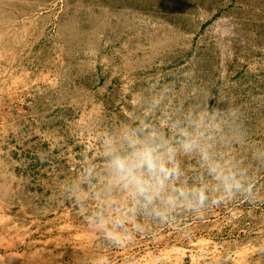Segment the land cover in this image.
Masks as SVG:
<instances>
[{
	"label": "rangeland",
	"instance_id": "obj_1",
	"mask_svg": "<svg viewBox=\"0 0 264 264\" xmlns=\"http://www.w3.org/2000/svg\"><path fill=\"white\" fill-rule=\"evenodd\" d=\"M190 71L264 143V0H0V264H264V199L113 248L59 193L89 123Z\"/></svg>",
	"mask_w": 264,
	"mask_h": 264
},
{
	"label": "clouds",
	"instance_id": "obj_2",
	"mask_svg": "<svg viewBox=\"0 0 264 264\" xmlns=\"http://www.w3.org/2000/svg\"><path fill=\"white\" fill-rule=\"evenodd\" d=\"M86 134L59 193L104 245L123 247L153 227L183 231L185 217L264 199V143L252 138L234 98L195 72L157 74L130 89L122 112L93 120Z\"/></svg>",
	"mask_w": 264,
	"mask_h": 264
}]
</instances>
